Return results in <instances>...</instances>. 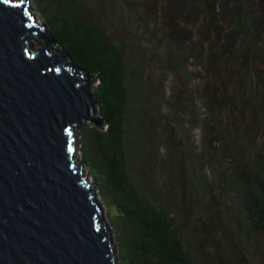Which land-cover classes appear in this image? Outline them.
<instances>
[{"label":"trees","instance_id":"obj_1","mask_svg":"<svg viewBox=\"0 0 264 264\" xmlns=\"http://www.w3.org/2000/svg\"><path fill=\"white\" fill-rule=\"evenodd\" d=\"M85 1L34 0L36 11L44 17V25L58 45L99 80L95 93L106 123L103 128L85 123L80 142L84 164L89 167L98 192L109 208L107 220L118 245L119 264H205L209 259L198 248L200 235L190 227L183 230L179 223L181 207L172 201V195H168V192L177 194L171 186V178L181 164L179 150L190 154L195 148L188 139L176 147L173 138L157 136L153 127L150 128L151 116H148L151 108L161 114L163 108L168 113L189 110L192 114L189 108L194 97L179 93L175 97L174 89L168 90L158 84L161 90L157 91L160 98L156 108L155 101L149 102L154 86L150 85L146 70L150 67L160 72L173 69L178 77L191 79L192 74L184 61L196 60L210 70L215 80L224 76L228 83L235 68H239L238 63L246 65L245 95L238 85L234 102L222 105L223 98H220L222 106L218 104L214 109L222 113L221 108L227 106V111H236L239 99L245 102L252 98L255 75L264 85V71H255L257 63L264 62V0H113L111 7L105 9L107 13L104 1L98 0L99 10L106 13L105 24H99L96 16L87 12ZM92 3L94 1L89 0V4ZM155 4L159 12L152 10ZM145 12L157 15L152 24L149 18L145 19ZM129 17L145 22L147 32L151 27L158 46L155 58L147 55L142 37L132 30L123 33L118 40L110 38L109 30L124 26ZM188 23H196L200 37L196 44L191 42L190 26V30L185 29ZM202 47L203 55L200 54ZM227 83L222 86L229 85ZM184 96L188 101L180 99ZM211 105L213 103H204V107ZM157 118L154 123H159L160 117ZM200 120L207 126V118L203 122L193 114L190 117L191 124L200 123ZM232 140L240 147L236 135ZM240 149L243 156L238 165L230 164L220 172L223 183L220 192L237 190L240 193L237 231L254 264L264 247V144L250 159L244 147ZM162 150L169 156L161 170L152 162L157 156L154 152ZM200 167L203 169L202 165ZM191 179L192 183L198 180L193 170ZM209 188L206 181L205 189L211 193L215 206L223 211L225 203ZM180 200L182 197L178 198ZM188 201L193 203V199ZM184 212L190 217L193 214L196 219L203 209L193 204ZM190 217H186L187 221H194ZM229 257L235 264L234 257Z\"/></svg>","mask_w":264,"mask_h":264},{"label":"water","instance_id":"obj_2","mask_svg":"<svg viewBox=\"0 0 264 264\" xmlns=\"http://www.w3.org/2000/svg\"><path fill=\"white\" fill-rule=\"evenodd\" d=\"M36 18L28 0H0V264H119L75 159L77 128L106 123L96 76Z\"/></svg>","mask_w":264,"mask_h":264},{"label":"rangeland","instance_id":"obj_3","mask_svg":"<svg viewBox=\"0 0 264 264\" xmlns=\"http://www.w3.org/2000/svg\"><path fill=\"white\" fill-rule=\"evenodd\" d=\"M26 1V0H25ZM94 3L89 4V0H86L87 12L96 16V21L100 24H105L106 13L113 0H102L104 1V13L99 10V5H96L98 0H93ZM140 2L141 0H136ZM31 9L37 15V24L42 26L45 24L44 17L36 11V4L34 0H28ZM152 10L159 12L156 4L152 6ZM145 14V19H150L152 24L154 16L156 14L148 13ZM147 15V16H146ZM133 17L127 18V23L124 26H118L115 30L108 32L109 36L113 40H118L121 38L123 33H127L128 30H132L135 35H140L142 37V46L147 48V55L153 58L157 55V45L155 44V37H153L152 29H145L144 23L137 22ZM193 32L191 36V42L196 44L200 41L198 32L196 29V23H188L186 30ZM111 27H114L113 25ZM49 32V30L46 28ZM144 33V34H143ZM163 33L161 28L160 34ZM199 45V44H198ZM55 49H62L58 44L55 43ZM200 54H204V48L201 49ZM147 61H144V64ZM185 67L192 74V78H180L173 69H169L165 72H160L155 68H148L146 70L147 78L150 85L153 87L150 94L149 102L155 101L154 106L157 108L159 105L160 94L157 91L161 90L159 86H166L168 90H175V97L177 93L179 95H193L194 100L190 102L189 109H192V114L196 119H208L207 126H203L200 123L191 124L190 117L191 113L187 111H174L166 112L163 108L162 114L160 111L154 108L148 110V116L150 117L151 124L150 128L156 131V135H162L165 138H170V140L175 141L176 147L179 142L185 139L189 140V143L193 144L194 151L190 154H184L179 150L178 157L181 162L177 172H173L171 178V186L175 188L176 193L168 192V195H172V201L181 207V218L179 223L182 224L183 230L189 229L200 235L201 240L198 239L200 252H203L207 259L205 264H232L229 259L232 255L236 260L235 264H252L251 257L249 253L245 251V241H242L238 235L239 230L237 217L239 214V202L238 197L240 193L235 191L223 190L220 192V187L223 184L220 178V172L227 169L230 164L235 166L238 165V161L242 158V151L240 148L244 147V153L250 159L257 152V148H260L264 144V85L258 76H254V82L256 84L253 86L252 98L247 101H241L238 104L236 111H227L225 108H221L222 113L214 110L218 104L222 106L234 102V97L238 96L237 89L235 88L240 85L243 88L245 95V78H248L246 73L247 66L239 64V68H235V74L231 81L227 83L226 77H215L210 70L208 71L205 65H199L196 60H190L189 62L184 61ZM237 69V70H236ZM208 71V72H207ZM255 71L263 73L264 62L259 61L257 63V68ZM258 75V73H256ZM264 74V73H263ZM261 74V75H263ZM253 75V74H252ZM210 81V82H209ZM98 78L94 83V92L97 90ZM224 83L229 85L222 86ZM218 87L221 89L219 90ZM239 91V90H238ZM216 97H219L218 100ZM220 98H223L220 105ZM238 98V97H237ZM183 101H188L185 96ZM238 100V99H237ZM252 101H255L253 104ZM213 103V105L204 107V103ZM162 104V103H161ZM160 108V106H159ZM161 109V108H160ZM216 111V112H215ZM234 112V113H233ZM168 113V114H167ZM159 123H154L158 118ZM263 117V118H262ZM191 124L190 128L187 127ZM85 124L77 128L75 135L78 136V145L75 152V159L82 164L83 176L91 183H95L94 187L96 189L97 196L103 205V215L106 220L109 217V208L103 201L102 196L98 192L97 182L95 181L93 175L91 174L89 167L84 164L83 152L81 150L80 137L83 134L82 130ZM236 135L240 141V147L235 146L232 137ZM245 135L247 137H245ZM242 143V144H241ZM246 148V149H245ZM157 155L153 162L155 166L159 169L165 168L166 157L169 154L159 151V153L154 152ZM197 153V155H196ZM165 154V155H164ZM196 157V158H195ZM170 158V157H169ZM78 159V160H77ZM203 166V169L200 166ZM197 169V172H196ZM200 169V170H199ZM192 170L195 172L198 180L192 183L191 174ZM202 170V171H201ZM208 182L209 189L212 193H216L217 197L220 198L225 206L224 210H219L213 203L211 193H208L205 189V182ZM170 186V187H171ZM169 187V189H171ZM182 197V200L178 201V198ZM217 198V199H218ZM193 199V203L188 201ZM179 203V204H177ZM193 204H198V207L203 209L201 216L196 219L193 218V214L186 215L184 209L190 210ZM183 208V209H182ZM186 217L189 219H194L187 221ZM109 222V220H107ZM243 219L241 222L243 223ZM110 225V223H109ZM111 227V225H110ZM112 228V227H111ZM113 237L114 236V231ZM264 239V238H263ZM118 249V245H117ZM233 251H236L233 253ZM211 252H215L211 254ZM254 264H264V247L262 252L259 254L257 261Z\"/></svg>","mask_w":264,"mask_h":264},{"label":"snow or ice","instance_id":"obj_4","mask_svg":"<svg viewBox=\"0 0 264 264\" xmlns=\"http://www.w3.org/2000/svg\"><path fill=\"white\" fill-rule=\"evenodd\" d=\"M21 2H22V0H21ZM4 3H6V4L9 3V0H4Z\"/></svg>","mask_w":264,"mask_h":264},{"label":"clouds","instance_id":"obj_5","mask_svg":"<svg viewBox=\"0 0 264 264\" xmlns=\"http://www.w3.org/2000/svg\"><path fill=\"white\" fill-rule=\"evenodd\" d=\"M82 168V167H81Z\"/></svg>","mask_w":264,"mask_h":264}]
</instances>
